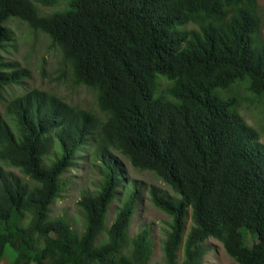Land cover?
<instances>
[{"label":"trees","instance_id":"trees-1","mask_svg":"<svg viewBox=\"0 0 264 264\" xmlns=\"http://www.w3.org/2000/svg\"><path fill=\"white\" fill-rule=\"evenodd\" d=\"M61 2L50 15L37 6ZM251 3L0 0V52L11 37L7 23H26L59 49L76 84L95 91L98 108L32 89L0 112V261L202 264L214 239L236 263L264 264V147L235 100L219 93L244 82L264 98V41ZM26 74L0 53V98ZM159 77L170 82L166 94L158 93ZM83 153L96 187L81 193L78 231L51 211ZM118 156L172 193L149 190L170 218L159 262L148 228L129 236L142 189L123 178Z\"/></svg>","mask_w":264,"mask_h":264},{"label":"rangeland","instance_id":"rangeland-1","mask_svg":"<svg viewBox=\"0 0 264 264\" xmlns=\"http://www.w3.org/2000/svg\"><path fill=\"white\" fill-rule=\"evenodd\" d=\"M66 3L61 2L60 5L53 8H47L40 4L37 6L41 15H50L58 9L65 8ZM251 5L261 20L259 38L264 41V0H252ZM7 27L11 37L0 53L6 62L15 63L19 69L26 71L27 74L22 80V84L4 90L3 97L0 98L1 114H5L6 105L10 100L32 89H40L58 96L70 105L98 113L95 91L75 83L70 64L63 59L59 49L52 45L46 35L31 29L26 23L16 19H11L7 23ZM191 28L194 26L188 27V29ZM169 87L170 82L164 77H159L158 93L166 94L165 92ZM219 93L224 99L233 98L235 100L238 113L248 126L257 131L258 142L264 147V98L252 94L244 82L235 83L228 91ZM87 156L88 153H83L82 160L76 162L77 166L64 175L66 192L64 196L55 201L51 211L52 217L64 216L68 218L74 229L78 231L83 228V218L77 205L81 193L93 192L96 187V175L87 161ZM120 157L118 156V164L122 176H125L123 178L127 177L128 181L137 182L142 189L141 198L139 197L140 204L137 206L136 214L132 219L129 236L132 238L139 230L148 228L152 237L154 261L159 262L161 260V245L165 240L170 218L151 204L149 190L152 187H158L169 192L170 195L172 193L152 173L133 171L128 161ZM6 170L19 175L25 181L28 180L16 169L6 168ZM120 205L121 200L112 203L107 217L108 225L113 222ZM190 225L188 218L187 230ZM247 244H251L250 237L247 238ZM205 248L207 252L202 264H238L214 239H208L205 242ZM0 264H8V259H2Z\"/></svg>","mask_w":264,"mask_h":264}]
</instances>
